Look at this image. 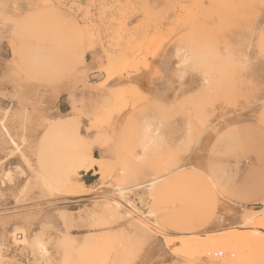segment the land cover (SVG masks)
<instances>
[{
  "label": "rangeland",
  "instance_id": "1",
  "mask_svg": "<svg viewBox=\"0 0 264 264\" xmlns=\"http://www.w3.org/2000/svg\"><path fill=\"white\" fill-rule=\"evenodd\" d=\"M244 171L264 0H0V264H264Z\"/></svg>",
  "mask_w": 264,
  "mask_h": 264
},
{
  "label": "crops",
  "instance_id": "2",
  "mask_svg": "<svg viewBox=\"0 0 264 264\" xmlns=\"http://www.w3.org/2000/svg\"><path fill=\"white\" fill-rule=\"evenodd\" d=\"M90 163L86 166L85 171H87L84 175H88L89 177L94 176V172H96L97 167V161L95 158H89ZM252 161L255 163V158L252 159ZM93 170V171H90ZM246 171H244L242 174H240L237 178V184H236V197L233 200V202L241 207L244 206H252V205H258L262 206L264 202V194H261V185L254 184L252 188L249 186L248 190L246 191ZM86 187V183H83Z\"/></svg>",
  "mask_w": 264,
  "mask_h": 264
},
{
  "label": "bare ground",
  "instance_id": "3",
  "mask_svg": "<svg viewBox=\"0 0 264 264\" xmlns=\"http://www.w3.org/2000/svg\"><path fill=\"white\" fill-rule=\"evenodd\" d=\"M139 202V201H138ZM133 205V204H132ZM137 209V208H136ZM136 211H138V209L136 210ZM140 212V211H139ZM246 215V214H245ZM256 218V215L255 214H247L246 216H245V220L246 221H251V222H254L255 219ZM258 238H259V240H260V243L263 245L262 247H264V236L262 235V234H259L258 235ZM248 241V240H247ZM253 241V240H252ZM246 242V241H245ZM249 242H251V241H249ZM254 242V241H253ZM248 243V242H247ZM255 243V242H254ZM260 243H258V244H260ZM250 245V244H249ZM254 245V244H253ZM252 246V245H251ZM250 246V247H251ZM259 246H261V245H259ZM254 247V246H253ZM252 248V247H251ZM255 248V247H254ZM255 250L257 251V249L255 248ZM262 250H263V248H262ZM261 250V251H262ZM264 251V250H263ZM262 251V252H263ZM261 252V253H262ZM264 254V253H263ZM216 255V254H215ZM262 256V255H261ZM216 257H218V256H216ZM214 258V257H213ZM212 259V258H211ZM215 259V258H214ZM221 258H217V259H215V261H214V263L215 262H219V260H220ZM122 264H136V263H132V262H125V263H122Z\"/></svg>",
  "mask_w": 264,
  "mask_h": 264
}]
</instances>
